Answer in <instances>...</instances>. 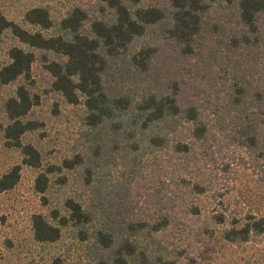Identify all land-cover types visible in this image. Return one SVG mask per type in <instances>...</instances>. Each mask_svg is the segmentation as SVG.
<instances>
[{"label": "trees", "instance_id": "16d2710c", "mask_svg": "<svg viewBox=\"0 0 264 264\" xmlns=\"http://www.w3.org/2000/svg\"><path fill=\"white\" fill-rule=\"evenodd\" d=\"M140 1L97 0L98 15L75 7L58 21L35 6L23 15L27 28L0 11V41L9 31L21 44L7 50L0 84L23 80L2 104L5 145L19 148L22 158L0 174V193L15 187L23 164L41 167L38 149L22 139L38 127L25 119L38 103L26 85H33L38 59L49 75L48 89L83 107L84 152L64 159L63 166L84 165L87 158L92 165L84 168L87 199L67 196L63 211L32 214L33 238L53 243L64 228H73L89 246L91 264H175L157 234L169 227L186 193L162 186L149 202L153 210H137L120 196L113 203L118 205L106 207L94 171L104 155L125 168V183L140 175L142 156L162 153V168L177 185L206 194L228 163L206 175L197 161L218 164L215 153L242 149L244 164L264 180V0ZM53 168L36 176L37 193L46 191ZM185 211L197 214L200 208ZM214 218L226 222L223 213ZM263 233L264 215L251 212L233 215L222 230L232 244Z\"/></svg>", "mask_w": 264, "mask_h": 264}, {"label": "rangeland", "instance_id": "374dc122", "mask_svg": "<svg viewBox=\"0 0 264 264\" xmlns=\"http://www.w3.org/2000/svg\"><path fill=\"white\" fill-rule=\"evenodd\" d=\"M163 2L140 1L143 6H161ZM35 6L47 8L54 21L75 7L83 8L92 17L100 12L97 0H0V11L26 28L28 25L23 22V15ZM15 44L21 45L6 31L0 41V68L9 61L7 50ZM31 74L33 85H26L30 94L37 96L35 99L38 103L31 107L25 119L36 121L38 127L26 132L22 139L38 149L41 167L23 164L20 180L15 187L0 193V264H56V259L60 264H91L89 246L78 240L73 228H64L61 237L53 243H39L33 238L32 214L49 216L54 208L63 211L62 203L67 196L87 199L90 191L85 185L84 168L92 161L87 158L84 165L78 164L71 169L63 166L64 159L84 152L85 127L81 123L83 107L81 104L67 103L61 94L48 89L49 75L38 59L32 64ZM21 82L23 80L18 79L8 85L0 84V174L12 165L21 163L20 149L5 145L3 127L8 118L2 108L5 98ZM160 154L159 158L148 153L142 156L140 175L125 183V168L115 165L111 158L104 155L100 167L94 169L95 178L97 182L100 180L105 196L104 206L110 208L118 205L113 203L120 196L126 197L137 210H153L154 205L149 202L156 198L162 186H168L173 191H186L179 199L181 207L171 216L169 227L157 234L158 239L172 251L170 258L175 260V264H264V233L242 244H232L222 236L223 228L233 215L238 217L246 212L264 215L263 173L244 164V150L215 153L218 164L205 159L197 161L196 166L206 175L216 167L222 169L221 166L228 163L226 169L219 173L223 178L206 194L190 193L189 186L177 185V181L170 178L166 167L162 168L160 161H165L166 157H160ZM50 167L54 168L47 173L49 185L44 193H37L34 180L39 172ZM191 205L198 206L199 213H187L185 208ZM219 213H223L226 218L223 224L214 218Z\"/></svg>", "mask_w": 264, "mask_h": 264}]
</instances>
